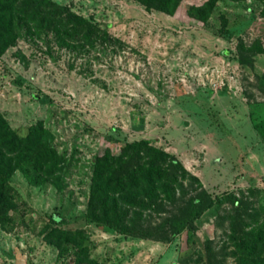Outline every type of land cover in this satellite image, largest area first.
<instances>
[{
  "label": "rangeland",
  "instance_id": "obj_1",
  "mask_svg": "<svg viewBox=\"0 0 264 264\" xmlns=\"http://www.w3.org/2000/svg\"><path fill=\"white\" fill-rule=\"evenodd\" d=\"M52 1L107 38L59 44L45 24L21 23L0 54V117L20 133L41 122L64 157L54 183H35L24 165L9 176L0 264H234L224 230L264 221V142L249 118L264 115V0H216L205 23L185 12L205 0H180L172 14L135 0ZM139 139L199 181L184 180L163 212L142 213L147 236L87 217L90 159ZM200 190L241 204L213 203L190 233L164 238Z\"/></svg>",
  "mask_w": 264,
  "mask_h": 264
},
{
  "label": "trees",
  "instance_id": "obj_2",
  "mask_svg": "<svg viewBox=\"0 0 264 264\" xmlns=\"http://www.w3.org/2000/svg\"><path fill=\"white\" fill-rule=\"evenodd\" d=\"M145 10L155 9L172 14L180 0H135ZM237 1V0H231ZM216 0H205L199 5H190L185 12L188 16L202 23L207 21ZM45 24L54 31L59 44L68 43L71 36L89 43L96 38L99 29L84 18L69 11L65 6L52 0H0V54L14 42L21 23ZM104 40L107 33L98 36ZM238 62L246 61L238 57ZM251 126L264 142V115L255 118L249 113ZM49 133L41 122L28 126L24 132H18L0 117V224L6 220L7 211L12 208V197L6 183L12 172L26 166L25 174L40 179L49 178L52 183L58 179V172L63 168L64 157L57 153L49 142ZM92 167L90 189L87 200V217L96 223H107L117 227L120 232L136 234L142 228V213L163 212L165 205H173L178 200L175 188L188 178L196 183L198 179L189 174L176 158L162 149L149 145L144 139L123 144L117 154L105 149L101 154L90 159ZM210 197L203 190L194 191L187 198L180 220L168 218L170 226L166 227V236L171 237L187 227L192 230L191 221L198 217L213 203L241 201L233 194ZM223 197V198H222ZM244 206V203L242 204ZM242 206V210L245 208ZM237 205L234 207L236 208ZM238 208V207H237ZM236 208V209H237ZM237 219H244L243 213L237 212ZM246 217L253 218L251 215ZM55 219V218H54ZM234 219V217L230 218ZM176 220V221H175ZM257 214L253 224L242 223L234 228V222L224 230L230 231L228 240L233 245L232 254H238L234 264H264V221L257 223ZM178 224L173 228V224ZM248 227V228H246ZM146 231L139 234L147 236ZM144 236V237H145ZM83 257L78 255V260ZM87 264H104L88 260ZM208 264H217L208 259Z\"/></svg>",
  "mask_w": 264,
  "mask_h": 264
}]
</instances>
